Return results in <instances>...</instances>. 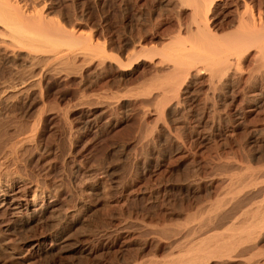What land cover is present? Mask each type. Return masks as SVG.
Returning <instances> with one entry per match:
<instances>
[{"label": "rangeland", "instance_id": "1", "mask_svg": "<svg viewBox=\"0 0 264 264\" xmlns=\"http://www.w3.org/2000/svg\"><path fill=\"white\" fill-rule=\"evenodd\" d=\"M189 1L0 0V178L25 177L26 195L59 200L58 215L11 241L0 215V264H161L191 257L190 243L213 252L210 235L235 244L199 264H264L263 224L249 230L257 241L245 233L264 217V0L208 3V31L241 40L215 74L201 59L212 48L193 47ZM16 24L80 41L32 42ZM232 208L247 223L233 227ZM218 214L212 231L193 234Z\"/></svg>", "mask_w": 264, "mask_h": 264}, {"label": "bare ground", "instance_id": "2", "mask_svg": "<svg viewBox=\"0 0 264 264\" xmlns=\"http://www.w3.org/2000/svg\"><path fill=\"white\" fill-rule=\"evenodd\" d=\"M189 2H192V5H193V9H194V11H193V13H194V15H195V29L193 30V32L197 35H192V36H196L197 38V44H196V46H193V44H192V42H193V40L191 41L190 39V43H191V45L193 46V47H209V49L210 48H212V49H210V51L209 50H207V52H210V55H214V54H216L219 58L216 60V59H214L212 56H210V55H202L201 56V54H200V56H201V59H202V61H203V63H206V62H209L208 64H206V69H204L205 71L206 70H209L210 71V73L211 74H215L216 73V71H218V70H220L223 66L226 68V70L228 69V66L230 67L231 66V63H232V59L231 58H233V57H231L232 56V52L233 51H235L236 49H237V47H238V49H241V48H239L240 46L239 45H241L240 43H241V40L240 41H233V40H231V41H229V40H227L226 41V44H221V43H219L218 42V38H217V36H215L214 34H212L211 32H209L208 30L209 29H207V24L205 23L206 22V12H207V10H210V8H209V5H210V0H191V1H189ZM185 3H187V2H185ZM208 3H209V5H208ZM9 4V3H8ZM1 6V5H0ZM9 6V5H8ZM209 9H208V8ZM12 9V8H11ZM1 10H3V9H1ZM9 10V9H8ZM28 10V9H27ZM248 9H247V7H245V12L247 11ZM15 11V10H14ZM249 11V10H248ZM246 12V13H249V12ZM12 12V11H11ZM208 13V12H207ZM246 15V14H245ZM33 16V15H32ZM249 16H252V15H250V13H249ZM248 16V18H251V20L250 19H248L249 20V22H250V24L252 23V25L255 27V30L257 29L256 28V24H255V22H257L256 20H255V18H254V15L252 16V17H249ZM36 16H34V18H35ZM30 18V17H29ZM33 18V17H32ZM38 18V16L36 17V19ZM20 19V18H19ZM41 21H38V22H40V24L39 25H44V22H45V20L43 21V19L42 18H39ZM45 19V18H44ZM244 19V18H243ZM7 20V19H6ZM35 20V19H34ZM13 21V20H12ZM7 22V21H6ZM21 22V21H20ZM26 22V21H25ZM23 23V22H22ZM47 23V22H46ZM239 23V22H238ZM10 24V22L8 23V25ZM35 24V23H34ZM38 24V23H37ZM58 25V24H57ZM61 25V24H60ZM249 25V23H246L244 20H241L240 21V23H239V27H241V28H244V27H246V26H248ZM9 26H11V25H9ZM25 26V25H24ZM26 26H27V23H26ZM206 26V27H205ZM42 27H44V26H42ZM209 27V26H208ZM33 28V27H32ZM204 28H205V30H204ZM236 28H238L237 26H236ZM12 29H13V33H15V34H17V35H19L20 36V38L21 37H32V42H34V40L36 41H39V42H41V44L43 43V42H51L52 43V46H57V45H62V44H66V43H68V45L69 46H74V45H77V44H73V45H70V44H72V43H76V42H79L80 40H78L77 39V37H74L73 35H71L70 34V36L69 37H67L66 36V39H63L64 37L63 36H61L62 35V33H61V37H62V39L59 37V39L58 40H54V41H51V40H49L50 38H48V36H46V35H44V34H42V33H34V31L33 32H31V31H29L28 33H27V31L26 30H24V27H21L20 25H18V24H16V25H13L12 26ZM27 29V28H26ZM57 29V28H56ZM59 29H60V27H59ZM206 29H207V31H206ZM249 29H251V28H249ZM54 30H55V28H54ZM43 31V30H42ZM49 31V30H48ZM179 31V30H178ZM249 31V30H248ZM248 31H246V33L248 32ZM257 31H258V29H257ZM188 32V31H187ZM241 32H242V29H241ZM250 32V31H249ZM255 32V31H254ZM253 32V33H254ZM50 33V32H49ZM252 33V34H253ZM9 34V33H8ZM52 34V33H51ZM57 34V35H58ZM75 34V33H74ZM189 34V33H188ZM250 33H248V35H249ZM257 34V33H256ZM82 35H83V33H82ZM81 35V33H80V36H82ZM235 36H236V34H234ZM240 35V34H239ZM238 35V36H239ZM18 36V37H19ZM79 36V37H80ZM189 36H190V34H189ZM191 36V37H192ZM233 36V35H232ZM245 36L247 37V35L245 34ZM78 37V38H79ZM86 37V36H85ZM221 37V36H220ZM240 37V36H239ZM250 37V36H249ZM252 37V36H251ZM33 38H34V40H33ZM178 38H180L179 36H178ZM242 38V37H241ZM248 38V37H247ZM24 39H26V38H24ZM23 39V40H24ZM80 39V38H79ZM192 39V38H191ZM195 39V40H196ZM15 40V39H14ZM28 39H26V41H27ZM83 40H86V39H83ZM90 39L88 38V41H89ZM175 39L173 38V40L172 41H174ZM194 40V41H195ZM31 41V39L28 41V42H30ZM37 41H36V43H37ZM43 41V42H42ZM87 41V42H88ZM172 41H170V42H172ZM233 41V42H232ZM91 42V41H90ZM258 42H259V40H258ZM62 43V44H61ZM86 43V42H85ZM172 43H174V42H172ZM184 43V42H183ZM19 44V43H18ZM22 44V43H21ZM44 44V43H43ZM27 45V44H26ZM254 45V44H253ZM15 46V45H14ZM63 46H66V45H63ZM191 46V47H192ZM44 47V46H43ZM58 47V46H57ZM67 47V46H66ZM54 48V47H53ZM56 48V47H55ZM170 48V47H169ZM177 49V48H176ZM205 49V48H204ZM140 50V49H139ZM186 50V49H185ZM206 50V49H205ZM180 51H181V49H180ZM232 51V52H231ZM84 52V51H83ZM89 52V51H88ZM132 52V51H131ZM140 52V51H139ZM142 52V51H141ZM213 52H215V53H213ZM258 52H259V50H258ZM89 53H91V52H89ZM135 53V52H134ZM137 53V52H136ZM184 53V52H183ZM76 54V53H75ZM186 54H188V53H186ZM225 54V55H224ZM180 55V59L181 58H187V55H185V54H182V52H181V54H179ZM188 55H190V52H189V54ZM223 55V56H222ZM64 56V55H63ZM191 56V55H190ZM196 56V55H195ZM199 56V55H198ZM200 56L198 57L199 59H200ZM60 57V56H59ZM216 57V56H215ZM69 58V57H68ZM179 58V57H178ZM178 58H176V59H178ZM192 58H193V56H192ZM196 58H197V56H196ZM189 59H190V57H189ZM194 59V58H193ZM200 59V60H201ZM236 59V58H235ZM191 60V59H190ZM206 62H205V61ZM180 60L178 59V61H176L175 63H176V65L174 66V68H175V71H177V72H179V73H183V72H187V71H184V70H186V67H188V64L189 63H182V62H179ZM198 61V60H197ZM237 61V60H236ZM239 61V60H238ZM237 61V62H238ZM72 62V61H71ZM193 62V61H192ZM196 62V61H195ZM199 62H201V61H199ZM160 63V62H159ZM233 64H234V62H233ZM235 65V64H234ZM233 65V66H234ZM204 66H205V64H204ZM218 66H220V69H218ZM185 67V68H184ZM217 67V68H216ZM189 68H191V67H189ZM188 68V69H189ZM205 68V67H204ZM216 68V69H215ZM231 68V67H230ZM216 70V71H215ZM221 70H225L224 68H222ZM49 72V71H48ZM177 72H175V74L177 75ZM209 73V74H210ZM240 73V72H239ZM210 79V78H209ZM170 85V84H169ZM171 86V85H170ZM168 87V86H167ZM164 89V88H163ZM170 89V88H169ZM171 92V91H170ZM167 99V98H166ZM159 102V101H158ZM159 107V106H158ZM35 123V122H34ZM33 124V123H32ZM16 146V145H15ZM22 147V146H21ZM12 148V147H11ZM12 154V153H11ZM3 176V175H2ZM24 177V176H23ZM36 179V178H35ZM25 177L24 178H22V179H18L17 180V178L16 179H8V178H6L5 177V179L4 178H0V215H5V216H8V217H10V219L8 220V222H7V224L4 226L5 227V229H4V233L6 232L7 234H5L7 237V239L6 240H9V241H11V237H13L12 235H15L16 233H18V231H20L21 230V228H23L25 225H28V224H30V223H32V222H38V221H41V220H51L53 217H55L56 215H58V210H59V200L57 199V198H51V196L50 195H47V196H45V194H44V196L47 198V201H45V202H40L39 201V194L40 193H38L36 190H34V191H31V192H29V193H32L33 194V196H31V198H30V196L29 195H26L25 194V187L27 188L28 187V185L26 186L25 184ZM41 182V181H40ZM31 185H29V187H30ZM33 186H34V184H33ZM37 186V185H36ZM28 187V188H29ZM34 188V187H33ZM37 188V187H36ZM35 188V189H36ZM32 189V188H31ZM30 189V190H31ZM41 189V188H40ZM47 190V189H46ZM44 191V190H43ZM27 193V192H26ZM50 194V193H49ZM43 196V195H42ZM53 197V196H52ZM55 197H56V194H55ZM254 197V196H253ZM43 198V197H42ZM246 198V197H245ZM252 198V197H251ZM42 200V199H41ZM246 200V199H245ZM252 201V200H251ZM235 202V201H234ZM243 202V201H242ZM241 202V203H242ZM247 202V201H246ZM255 202V201H254ZM253 202V203H254ZM239 203H240V201H239ZM239 203H236L237 205L239 204ZM248 203H250V202H248ZM251 204V203H250ZM237 205H235V206H237ZM245 205V203H242V206H244ZM238 207L239 206H237L236 208L238 209ZM226 209V208H225ZM233 210L232 211H234V208H232ZM239 209H243V208H240L239 207ZM247 209V208H246ZM246 209H244V210H246ZM231 210H230V212H231V215L229 216V218L231 219V222H230V224H232V226L234 227L235 225H236V222L239 220V221H242V220H240V219H244L245 218V216H246V218H247V216H248V213L247 212H242V211H234V212H232ZM259 211H262V207H259L258 209H257V212H259ZM228 214V213H227ZM247 214V215H246ZM65 215V214H64ZM223 215H225V216H227L226 218H228V215H226V213L225 214H223ZM216 216V215H215ZM214 216V218L213 219H211L212 221H210V223L209 224H207V231H206V229H204L205 227H204V225H202V226H199L198 228H197V230H193L192 232H193V234H197V233H203L204 232V230H205V232L204 233H206V234H208V232H210V231H212L211 229H213V228H211V227H216V226H218V223H217V225H216V222H221V220H220V217L222 216H219V214L215 217ZM65 217H67V216H65ZM223 218H221V219H223L224 220V216H222ZM4 218V217H3ZM62 218V217H61ZM253 218H256V220H254ZM251 220L249 219V223H248V225L246 226L247 228V232H245L246 234H250L251 236H252V233L253 232H251L250 233V231H254L255 232V230L257 229V228H260V226H261V229L264 227V217H262L261 216V218L262 219H257V217H253ZM67 219V218H66ZM229 219V220H230ZM226 220V219H225ZM245 221H246V223H247V219H244ZM243 220V221H244ZM261 220V221H260ZM259 221V222H258ZM263 221V222H262ZM224 222V221H223ZM4 223V222H3ZM228 223V222H227ZM235 223V224H234ZM245 223V222H244ZM243 223V225L245 226V224ZM234 224V225H233ZM239 224H241V223H239ZM261 224H263V227H262V225ZM210 225H214V226H211L210 227ZM216 225V226H215ZM243 225H242V227H243ZM58 226H59V224H58ZM221 227H222V225H220ZM225 226V225H224ZM210 227V229H208ZM232 227V229L234 230V228ZM245 228V227H244ZM229 229H231V228H229ZM246 229H244V230H246ZM264 229V228H263ZM238 230H241L242 231V229H238ZM250 230V231H249ZM57 231V230H56ZM216 231V230H215ZM264 231V230H263ZM192 232H190V233H192ZM228 232V231H227ZM230 232V231H229ZM249 232V233H248ZM260 232V231H259ZM262 232V231H261ZM2 233V232H1ZM189 233V232H188ZM216 233H219V232H216ZM205 234V235H206ZM215 234V233H214ZM236 234V233H235ZM239 234V233H238ZM245 234V235H246ZM10 235V236H9ZM16 235H18V234H16ZM63 235H64V232H59V231H57V232H55L52 236H51V240L52 241H54V242H58L60 239H62L63 238ZM186 235H188V236H186L187 237V239H188V237H190L191 235H189V234H186ZM203 235V234H202ZM237 235V234H236ZM261 235H262V233H261ZM263 235H264V233H263ZM262 235V236H263ZM204 236V235H203ZM202 236V237H203ZM221 236V235H220ZM247 236V235H246ZM256 236H257V234H255V236L253 235L252 237L256 240ZM70 237V236H69ZM184 237V236H183ZM185 237V238H186ZM201 237V236H200ZM200 237H199V241L200 242H202V241H204L205 239H206V237L205 238H201V240H200ZM210 237L211 238H213L212 240H217L216 238L218 237V240L219 241H216L215 243H214V245H215V249H213L211 246V248L214 250L213 252H210L209 253V251H204L203 249H202V247H201V244H200V242H199V244H200V246H197V248L195 247V249H194V246H195V244L193 245V243H190V244H192L190 247H191V249H192V251H191V249L189 248L188 250L189 251H187V252H189V255H190V252H193V253H191V257L190 256H187L188 258H186V255H185V259H183L182 257H179L178 259H180V261L178 260V261H167V262H164V263H161V264H193V263H200V261H203V259H207L208 257H210L211 258V256H210V254H213V257L215 256V257H219V258H223V257H221V254H223L224 255V253L226 254V252H224L225 250L227 251V248H229V246L231 247V243L233 242H231L230 243V238H227L226 237V241H223V240H225V238L223 237V235H222V238L220 239V237H219V235H217L216 237L215 236H211L210 235ZM209 236H208V239H210L209 241H211V238H210ZM214 237H215V239H214ZM258 237H261V236H258ZM264 237V236H263ZM249 237H247V239H248ZM13 239V238H12ZM223 239V240H222ZM229 239V241H227ZM244 239V238H243ZM258 239H260V238H258ZM178 240V239H177ZM180 240H182V238L180 239ZM186 240V239H185ZM187 241V240H186ZM206 241V240H205ZM204 241V242H205ZM209 241H207V243L209 242ZM257 241V240H256ZM179 242V241H178ZM251 242H253V243H255L254 242V240L253 241H251ZM3 243V242H2ZM180 243V242H179ZM195 243V242H194ZM212 244H213V241L211 242ZM203 244V243H202ZM206 244V243H205ZM233 244H235L234 242H233ZM256 244V243H255ZM183 246V244H179L178 246ZM209 245H210V242H209ZM209 245H207L206 246V249L205 250H207V248L209 247ZM13 246V245H12ZM205 246V245H204ZM171 247V246H170ZM175 247V246H174ZM209 247V248H210ZM237 247V246H236ZM180 248V247H179ZM205 248V247H204ZM210 248V250H212ZM238 248V247H237ZM16 249V248H15ZM171 250V249H170ZM237 250V249H236ZM261 250V249H260ZM205 252V253H204ZM224 252V253H223ZM173 253V252H172ZM182 253V252H181ZM225 256H227V255H225ZM229 257V256H228ZM210 258H209V260H210ZM238 259V258H237ZM175 260H177V258L175 259ZM248 260V259H247ZM195 261V262H194ZM158 262V261H157ZM136 263V262H135ZM134 263V264H135ZM152 263V262H151ZM198 263V264H199ZM160 264V263H159Z\"/></svg>", "mask_w": 264, "mask_h": 264}]
</instances>
